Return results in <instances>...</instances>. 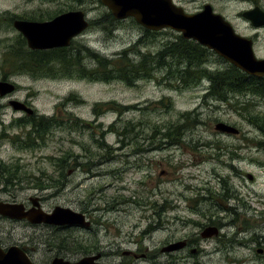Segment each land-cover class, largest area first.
<instances>
[{
  "label": "rangeland",
  "instance_id": "obj_1",
  "mask_svg": "<svg viewBox=\"0 0 264 264\" xmlns=\"http://www.w3.org/2000/svg\"><path fill=\"white\" fill-rule=\"evenodd\" d=\"M174 2L190 13L210 3L238 33L256 34L254 53L264 57V27H252L240 14L251 6L247 1ZM259 3L264 7V0ZM75 8L98 22L72 40L78 62L88 68L94 66V60L83 47L114 58L142 37L143 43L135 44L140 51L129 54L137 61L141 54L157 52L179 34L170 28L146 34L131 17L119 20L109 31L105 27L110 22H101L109 19V10L100 0H0V79L6 75L16 85L1 100L0 178L6 175L2 165L17 176L13 184L0 179V199L23 202L38 196L44 210L55 205L70 207L92 223L89 228L58 229L0 218L1 239L7 245H23L36 264H49L56 255L75 261L98 253L102 264H164L170 258L165 245L188 236L207 237L203 231L213 226H199L211 217L221 227L212 239L201 240L205 254L180 250L179 256L187 255L188 260L175 264H194V258L198 264H264V148L259 151L256 147L261 137L247 120L250 113L264 116V102L251 95L226 102L203 97L207 80L174 88L168 80H161L162 68L153 77L131 82L117 78L91 81L76 71L64 77H54L52 69L47 76L14 71L9 59L21 62L30 48L26 42L21 44L22 35L11 19L39 21ZM8 51L16 53L14 58L7 57ZM224 63L212 52L209 67ZM53 66L55 71L62 69L59 63ZM69 96L73 99L65 101ZM10 100L27 103L38 114L34 116L55 117L61 122L50 127L43 141L36 139L35 145L23 147L13 139H23L25 130L31 129L17 120L28 114L13 109ZM107 101L124 108L95 116L94 104ZM185 112L190 113L186 122L181 116ZM219 121L240 133L234 136L215 129ZM175 123L181 125L179 130L173 128ZM167 128L180 134L178 143L164 135ZM233 168L242 175L234 174ZM208 192L217 201L195 211L193 196ZM225 193L231 196L227 200ZM221 233L225 241L219 243L216 239ZM59 235L60 240L67 237L66 248L59 243ZM79 245L87 250H77Z\"/></svg>",
  "mask_w": 264,
  "mask_h": 264
},
{
  "label": "water",
  "instance_id": "obj_2",
  "mask_svg": "<svg viewBox=\"0 0 264 264\" xmlns=\"http://www.w3.org/2000/svg\"><path fill=\"white\" fill-rule=\"evenodd\" d=\"M118 20L133 17L144 29L158 31L165 28L179 32L182 37L192 39L212 50L239 69L252 75H264V58H257L252 48V40L235 32L231 23L220 13L212 10L210 4H204L197 12L188 13L172 0H100ZM242 15L254 26L264 25V11L258 6L246 10ZM88 26L83 10L61 12L49 20L15 19L13 27L23 35L30 49H50L66 47L72 38ZM15 85L9 80H0V98L14 91ZM15 110L30 114L33 109L19 100H10ZM221 132H237L238 130L222 121L215 124ZM32 207L24 210L23 203L0 201V214L10 218H25L31 223H47L51 225L89 226L82 212L69 207L56 205L46 212L36 208L38 197H31ZM218 229L209 227L203 236L216 235ZM182 241L171 243L164 250H175L181 247ZM96 255H87L77 261H69L62 257H54L50 264H101ZM0 264H35L18 246H10L6 250L0 246Z\"/></svg>",
  "mask_w": 264,
  "mask_h": 264
},
{
  "label": "trees",
  "instance_id": "obj_3",
  "mask_svg": "<svg viewBox=\"0 0 264 264\" xmlns=\"http://www.w3.org/2000/svg\"><path fill=\"white\" fill-rule=\"evenodd\" d=\"M109 19L101 20L102 24L110 22L108 28L109 31L119 22L113 18L108 11ZM35 19V18H34ZM104 21V22H103ZM98 23L97 21H90L91 24ZM103 25V26H104ZM147 34L155 33L144 29ZM21 44L25 46V40L22 37ZM70 43L68 47L53 48V49H34L30 50L26 48L23 54L22 61L9 59L10 66L14 71L30 72L33 75H52L48 73V70H53L54 77H64L66 75H72L76 71L82 77H85L91 81H109L112 79H121L127 82L136 80L141 77H153L157 68H162L164 74L161 80H168L167 84L171 87H189L193 84H197L201 79L208 80L207 93L203 97H210L220 101H231L232 98L239 95H251L253 97L260 98L264 102V77H255L248 75L237 67L224 63V65L217 66L215 68L209 67L210 55L212 51L197 43L192 39H186L180 34H177L173 40L165 42L164 46L157 52H145L141 54L140 58L135 61L129 56L131 51L137 53L138 48L135 44L143 43L141 37L135 44L128 48L122 49L117 57L106 58L101 54L91 50L88 47H83V51L87 55L93 58L94 66L91 68L86 67L84 64L79 63L76 57L75 51L72 49ZM8 58H14L15 54L11 51L5 53ZM59 63L62 66L61 70L55 71L53 64ZM76 68V69H75ZM2 79H6V75H2ZM73 96H69L64 100H71ZM119 108H124L123 105L115 101L96 102L93 106L95 116L103 113L106 110L120 111ZM243 106L240 107L242 109ZM189 112L182 113V118L186 122L190 119ZM242 114V113H241ZM18 124L23 125L26 128L27 124H30L31 129L25 130L23 139H13L20 141L21 146L28 147L33 146L34 140L38 139L43 141L45 135L49 131L50 127L54 124H59L61 120L55 117H46L44 115L34 116L26 115L24 118H19ZM247 120L255 126L264 125V116L259 114H248ZM173 128L181 126L175 123ZM109 128H113V124L109 125ZM175 129L167 128L164 135L172 142H179L180 134ZM3 133L0 138L3 137ZM18 137V136H16ZM2 169L6 170V175L0 178L5 184H13V180L17 179V176L10 171L7 166L2 165ZM60 173H63L62 171ZM249 225V224H248ZM247 225V226H248ZM61 242L66 248L65 238L62 237ZM58 247V245H57ZM77 250L86 251L87 248L84 245H79Z\"/></svg>",
  "mask_w": 264,
  "mask_h": 264
},
{
  "label": "flooded vegetation",
  "instance_id": "obj_4",
  "mask_svg": "<svg viewBox=\"0 0 264 264\" xmlns=\"http://www.w3.org/2000/svg\"><path fill=\"white\" fill-rule=\"evenodd\" d=\"M174 1V0H173ZM175 1H180V0H175ZM245 1H247L248 3H249V5H251L250 7H248L247 9H245V10H243L240 14H241V17H243L245 20H247V22L252 26V27H254V28H256V29H258V28H261V27H264V26H260V27H255L253 24H252V22L249 20V19H247V18H245L243 15H242V13L244 12V11H246V10H252L253 8H255V7H259L260 9H262V10H264V7L259 3V0H245ZM204 4L205 3H203L202 4V6L200 7V9H198V10H201L202 8H203V6H204ZM197 10V11H198ZM214 10V9H213ZM216 12V11H215ZM57 14H59V13H56V14H54L53 16H51L49 19H51L52 17H54V16H56ZM223 15V14H222ZM227 20H228V18L225 16V15H223ZM15 18H17V17H15ZM15 18L13 17L12 19H11V23L13 24V21L15 20ZM49 19H44V20H49ZM229 21V20H228ZM230 22V21H229ZM86 30V29H85ZM85 30H83V31H81L78 35H76V37H74L73 39H76L77 37L79 38V37H81V35L83 34V32H85ZM236 31V30H235ZM237 32V31H236ZM238 33V32H237ZM239 34H241V33H239ZM241 35H244V34H241ZM248 38H250L251 40H252V46H253V48H254V44H255V41H256V34H253V35H248L247 36ZM72 39V40H73ZM254 51V50H253ZM255 54V53H254ZM255 56H256V54H255ZM257 58H264V57H258V56H256ZM226 63H228V64H230L229 62H226ZM239 70H241V69H239ZM241 71H243V70H241ZM244 73H245V71H243ZM248 75H252V74H248ZM252 76H255V77H264V75H252ZM4 98V96L0 99V101L2 100ZM27 104V103H26ZM0 106H1V104H0ZM29 116H31V115H38V114H36V113H31V114H28ZM25 117V116H24ZM23 117V118H24ZM29 126H30V124H29ZM256 127V130H257V132L259 133L258 135L261 137V139H260V141L259 142H257V148H258V150L259 151H261L260 149L261 148H264V125H261V126H258V125H256L255 126ZM240 133V130L238 131V132H236V133H228L229 135H238ZM227 134V135H228ZM175 143H178V142H175ZM264 150V149H263ZM231 155L233 156L234 155V153H231ZM235 155H236V153H235ZM231 156V157H232ZM238 157V156H237ZM234 170H232L233 171V173L234 174H236V175H242L238 170H236L235 168H233ZM224 179H222V181H223ZM223 196H224V193H221V196L220 197H222L223 198ZM229 197H231V196H229V195H227L226 193H225V200H227ZM30 198V197H29ZM28 198V200H26V201H20V202H22L23 204H24V206H25V208L26 209H28V208H30L31 207V201H30V199ZM39 199V204H38V206L39 207H41V199H40V197H38ZM193 198H194V206H193V209H195V211H196V208L197 207H200V206H204L206 203H208V204H210V205H213V203H215L216 201H217V198H215V200L213 201V199H214V196H212V194L210 193V192H208L206 195H203V196H201L199 193L198 194H196V195H194L193 196ZM0 200H3V201H5V200H7V199H0ZM9 201V200H8ZM11 202H17V201H15V200H12ZM216 205H219L221 208H226L225 207V205H223V204H220V203H217ZM192 207V206H191ZM167 210V209H166ZM0 218L1 219H9L10 221H24V222H27L28 224H30L26 219H21V220H15V219H12V218H9V217H7V216H3V215H1L0 214ZM87 218V217H86ZM175 218H177V217H175ZM188 222H192V223H194V221H191V220H188ZM195 224V223H194ZM198 224H200V223H198ZM201 226H199V227H201V229L202 228H204V227H207V226H216L215 225V220L214 219H212L211 217H209V220L205 223V224H203L202 222H201ZM45 225H47V224H45ZM51 226V225H50ZM72 226H78V225H71V226H69V225H62V226H57L58 227V229H65V228H70V227H72ZM81 227V226H80ZM220 227L221 226H219L218 228H219V230H220ZM220 232V231H219ZM214 236H211V237H198V236H194V237H191V236H188V237H184V239H181L182 240V242H183V244L181 245V247H179V248H176L175 250H173V251H170V250H165V251H163V252H165V254H166V256H168V257H170L169 259H167L166 261H165V263L164 264H175L178 260H188V257H187V255H185V256H179V251L180 250H187V254H190V255H204L205 254V252H206V250H205V248H206V245H203V244H201L200 242H201V240L203 239V240H209V238H213ZM219 238V239H218ZM216 240H218L219 241V243H221V242H223V241H225L224 240V237H223V235H222V233H221V236L220 237H218ZM66 239H67V237H66ZM175 242H177V241H175ZM171 243H173V242H169V245L171 244ZM205 244V243H204ZM0 245L4 248V249H6L7 247H9V246H11V245H18L19 247H21L27 254H28V252H27V249L23 246V245H20V244H16V243H13V244H9V245H7V243L6 242H4L2 239H1V236H0ZM168 245H165V247H167ZM173 257V258H172ZM194 264H198V262L195 260V258H194Z\"/></svg>",
  "mask_w": 264,
  "mask_h": 264
}]
</instances>
